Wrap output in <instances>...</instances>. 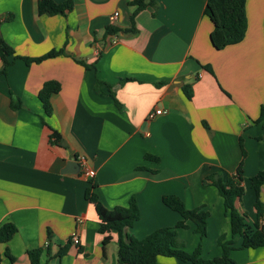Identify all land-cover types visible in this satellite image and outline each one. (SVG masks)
<instances>
[{
	"label": "crops",
	"instance_id": "1",
	"mask_svg": "<svg viewBox=\"0 0 264 264\" xmlns=\"http://www.w3.org/2000/svg\"><path fill=\"white\" fill-rule=\"evenodd\" d=\"M37 1L0 0V38L16 56L0 74V225L16 227L0 242V264H30L36 248L38 264H118L117 232L102 245L90 187L107 208L135 198L139 218L125 231L136 239L176 224L180 215L162 201L172 194L209 214L202 239L191 224L177 230L186 251L199 243L202 258L220 256L217 239L229 233L235 264H264V247L239 248L222 197L203 183L242 162L235 206L249 225L257 220L249 178L264 171V0H245L244 37L221 49L210 42L206 0H155L133 22V0H73L63 14H39ZM46 81L60 86L47 117L38 98ZM158 108L165 113L148 119ZM78 156L92 176L67 168ZM259 199L264 208V185ZM155 264L193 263L158 255Z\"/></svg>",
	"mask_w": 264,
	"mask_h": 264
},
{
	"label": "trees",
	"instance_id": "2",
	"mask_svg": "<svg viewBox=\"0 0 264 264\" xmlns=\"http://www.w3.org/2000/svg\"><path fill=\"white\" fill-rule=\"evenodd\" d=\"M72 4L73 0H64L58 3L53 0H38L36 7L39 14H63L66 10L72 8ZM131 4L136 6L131 15V21L133 22L135 14L149 5H154L155 0H133ZM244 4L245 0H206L204 13L212 23L209 37L214 48L221 49L243 39L246 31ZM106 31L114 32L116 28L108 26ZM128 31H132V28H128ZM61 51V49L50 50L40 57L24 59L37 62L61 53ZM9 56L16 57L13 55L12 48L0 38V57L3 60L0 74L6 72L7 66L11 62L8 59ZM59 88L57 81H46L38 92V98L42 103L45 117L51 113L49 96L58 91ZM182 90L188 98L191 97L187 86H183ZM13 106L15 105L13 104ZM263 114L264 109L261 111V116ZM42 122L46 125L45 119L42 118ZM50 130L51 142L58 143L61 139L60 134L53 128H50ZM146 158L157 159L156 156L149 155H146ZM242 181V162H240L233 173L215 172L208 175L203 183L215 186L222 197L224 211L230 221V233L232 236L238 234L241 237L239 248L264 247V224H260L258 220L264 213V208L259 199L260 187L264 185V171H259L249 178L250 187L253 188L256 194L257 220L253 225L246 222L244 214L240 213L235 206L236 199L244 193ZM92 187H95V185ZM85 196L94 204L99 219L98 230L103 234L102 245L105 246L110 241V231L115 230L117 232L116 261L118 264H155L158 255L175 257L183 261H190L193 264H235L229 257L230 250L234 248V241L227 239L225 234L219 235L217 239V243L222 250L220 256L210 259L202 258L199 243L192 252L184 249V243L179 239L177 230L179 228H189L191 224L193 231L199 235V239H202L206 235V222L209 214L208 211L202 208H186L184 202L176 195H163L162 201L166 206L176 211L180 215V219L174 226L156 228L141 239H136L125 231L126 227L132 226L139 218V210L134 197L129 199L127 206L107 208L100 202L98 195L91 187L86 189ZM15 231L16 227L11 222L2 223L0 225V242L8 241ZM41 251V248L27 251L30 264H38ZM5 254L11 261L14 260V257L8 252H5ZM1 257L0 254V262Z\"/></svg>",
	"mask_w": 264,
	"mask_h": 264
},
{
	"label": "built area",
	"instance_id": "3",
	"mask_svg": "<svg viewBox=\"0 0 264 264\" xmlns=\"http://www.w3.org/2000/svg\"><path fill=\"white\" fill-rule=\"evenodd\" d=\"M117 14L118 12H114L111 16H110V19L113 21L114 19H116L117 17ZM165 113V110H162L160 108L158 109H155V110H152L150 112H148L147 114V118L148 119H152L154 118L156 115H160V114H163ZM78 162H79V165H80V168L81 170L83 171V173L86 175V176H92L93 175V172L91 170H89L87 168V166L85 165L86 161H85V158L83 156H78L77 158ZM71 239H72V242L74 244H77L79 243V237L76 233H73L72 236H71Z\"/></svg>",
	"mask_w": 264,
	"mask_h": 264
},
{
	"label": "water",
	"instance_id": "4",
	"mask_svg": "<svg viewBox=\"0 0 264 264\" xmlns=\"http://www.w3.org/2000/svg\"><path fill=\"white\" fill-rule=\"evenodd\" d=\"M67 168L72 172H77L79 170V164L73 158L67 162Z\"/></svg>",
	"mask_w": 264,
	"mask_h": 264
},
{
	"label": "rangeland",
	"instance_id": "5",
	"mask_svg": "<svg viewBox=\"0 0 264 264\" xmlns=\"http://www.w3.org/2000/svg\"><path fill=\"white\" fill-rule=\"evenodd\" d=\"M223 234H224V233H223ZM226 235H229V233L225 234V236H226ZM179 239H180V238H179ZM180 240H181V239H180ZM208 240H209V239H208ZM182 241H183V240H182ZM183 243H184V241H183Z\"/></svg>",
	"mask_w": 264,
	"mask_h": 264
}]
</instances>
